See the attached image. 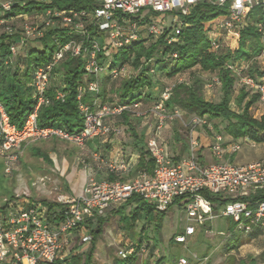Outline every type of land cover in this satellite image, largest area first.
Returning a JSON list of instances; mask_svg holds the SVG:
<instances>
[{"label": "built area", "instance_id": "obj_1", "mask_svg": "<svg viewBox=\"0 0 264 264\" xmlns=\"http://www.w3.org/2000/svg\"><path fill=\"white\" fill-rule=\"evenodd\" d=\"M14 1L0 3V27L5 26L9 36H16L10 48L12 58L19 54L25 56L30 39L41 40L49 29L55 27L67 29L69 35L75 34L78 38L59 46L53 62L38 67L33 73L28 87L33 90L37 105L21 129L10 122L0 101V156L6 159L5 172H13L19 161L20 148L25 142L59 139L83 148L89 140L121 135L122 126L111 123L112 119L124 113L145 119L149 112L155 119L154 125L150 126L151 134L147 142L153 168L151 171L141 170L129 180H98L94 173H90L84 193L66 201L60 199L57 203L61 206L54 210L41 203L19 204L21 200L1 207L0 264H54L57 260L69 258L70 252L65 250L76 233L82 235L83 243L91 242L90 233L85 231L88 222L97 221L111 207L122 205L133 197L158 212H167L179 201L178 207L184 209L189 223L185 224L184 233L175 236L178 244H187L196 232V225L206 226L217 218L232 219L239 233L264 235V201H251V197L264 190V158L247 164H236L227 158L241 152L245 145L257 147V142L249 138L234 140L218 132L206 117L195 116L185 124L189 132L188 151L185 156H175L163 134L168 123L182 121L185 115L178 109L169 111L166 107L177 83L164 87L159 100L149 112L141 110L142 102H95L92 105L84 101L87 97L97 99L100 96L101 77L111 81L130 79L142 70L135 71L126 64L114 65L108 61L112 54L141 41L157 40L162 36H165L167 45L178 43L180 35L188 27L184 18L202 3L227 7V14L213 23L207 33L211 53L217 54L222 50L234 53L238 48L240 32L247 24L255 26L264 46V20L253 23L249 18L256 8H261L264 17V0H94L96 5L90 10L58 11L50 8L44 14L45 21L41 24L25 23L21 32H16L9 21L26 19L28 16L11 20L4 18ZM35 1L50 6L54 0ZM102 53L104 58L100 59ZM67 54L80 57L85 62V77L77 97L84 127L77 134L56 127H40L37 120L39 108L50 102L46 95L53 78V67ZM170 58L177 59V53H172ZM243 63L230 61L226 67L237 78L240 89L257 94L258 103L264 104V79L248 75ZM149 66L148 73L155 74L154 60L149 62ZM94 76L96 79L92 80ZM211 81L212 84H221L218 75ZM65 97L66 92L61 86L56 99L64 101ZM198 128H205L208 132V149L213 163L199 162L201 142L195 136ZM91 159L96 171L125 175L132 169L131 160L107 162L99 153L92 154ZM88 162V159L81 161L84 167L88 166ZM204 192L221 195L228 203L215 211V204L203 195ZM146 248L142 245L138 251L136 248L123 250L121 255L124 259L134 253L139 256ZM179 264H187L186 259L181 258Z\"/></svg>", "mask_w": 264, "mask_h": 264}, {"label": "trees", "instance_id": "obj_2", "mask_svg": "<svg viewBox=\"0 0 264 264\" xmlns=\"http://www.w3.org/2000/svg\"><path fill=\"white\" fill-rule=\"evenodd\" d=\"M95 5L94 0H54L50 6L42 5L35 0H15L11 10L5 14L4 18L11 20L20 16L42 17L50 8L58 11H83L90 10ZM226 14L227 7H219L207 2L199 4L192 9L189 16L184 18L188 27L180 35L178 43L167 45L165 36H162L157 40H153L151 44H147L148 40H144L131 48L121 49L112 54L108 61L114 65L126 64L135 70L141 68L142 70L130 79L111 81L101 77L102 89L100 96L97 99L87 97L84 101L92 105L95 102L113 104L117 101L126 104L143 103L146 98L152 99L151 93L155 90V86L158 85L157 72L159 70L164 71L168 78H173L199 66L204 72L216 73L219 76L222 91L221 102L218 104L208 102L200 95V88L180 83L175 87L171 97L166 102L167 109L169 111L178 109L188 119L198 116L206 117L210 122L212 120L219 121V124H225V126L220 128L217 123H214L215 129L234 140L249 138L258 144L264 143V116L261 119H256L250 113L253 106L258 102V96L255 93L250 96L251 93L245 89H240L235 96L234 86L237 83V78L226 67L230 61L250 62L260 56L264 50L261 35L253 24H247L240 32L238 48L234 53L226 50H222L217 54L211 53L207 40V33L211 25L207 29L206 25L213 20L222 18ZM249 18L253 23L264 20L261 8L254 9L250 13ZM77 38L78 36L75 34L69 35L67 29L55 27L49 29L41 40H36L42 49L31 48L28 50L27 46L25 56L19 54L12 58L10 48L15 43L16 36H9L5 31L0 34V101L14 126L21 129L36 108L37 101L34 98V92L28 87L35 70L38 67L52 63L54 54L59 49V46H63ZM248 41L256 42L254 50L251 51L249 49ZM172 53H177L178 58L172 60L170 58ZM103 58L102 53L100 54V59ZM151 60L155 62V74L153 75L148 73ZM84 65L85 62L82 58L73 57L69 54L61 62L54 65L52 70L53 78L46 95L50 102L47 105H42L38 110L37 120L40 127H56L71 134H77L83 130L84 119L78 108L77 97L79 86L85 77ZM247 74L256 79L264 78V71L258 75ZM56 77L62 79L61 86H63V91L66 92L64 101L56 99L57 91L61 88L60 85L53 83L56 81ZM91 79H96V77L94 76ZM107 81L114 84L120 82L113 92L114 99L111 102H106ZM232 101L239 112L231 108ZM114 120L116 124L126 127L134 138H138L133 121L139 124L141 122L140 118L132 116L130 113H124L122 116L114 118ZM176 139L180 141L178 134H176ZM183 144L184 151H186L187 146L185 143ZM146 158L150 159L149 154L143 150L139 161V169L147 168V170L151 171L153 161L150 159L149 162H146ZM43 160L50 162L48 157ZM114 180L115 178L111 176L110 181ZM203 195L215 204V211H218L228 203V200L221 195H212L208 192H204ZM262 200L264 201V190L251 197L252 202ZM132 203H136L137 206L127 214V205ZM44 204L49 206L51 210L61 206L57 202H44ZM167 212H158L139 198L133 197L117 213H119L120 221L124 224V227L129 230L133 229L136 222L145 215L147 224L154 223L156 231L159 232L162 218ZM106 219L100 217L96 221V228L92 230V246L85 258L81 255L70 254L69 258L57 260L54 264H95L96 240L103 232V225L106 223ZM91 224L94 223L90 221L87 225ZM144 240V237H140L137 251L141 249ZM173 242L176 243L175 238ZM262 256L264 257V253ZM137 261L138 255L134 253L125 259L116 260L115 264H137Z\"/></svg>", "mask_w": 264, "mask_h": 264}, {"label": "rangeland", "instance_id": "obj_3", "mask_svg": "<svg viewBox=\"0 0 264 264\" xmlns=\"http://www.w3.org/2000/svg\"><path fill=\"white\" fill-rule=\"evenodd\" d=\"M2 2L4 1H0V3ZM45 20L46 16L40 18L28 16L26 19L9 21V23L14 25L16 32H21L25 23L41 24ZM218 20L207 23L206 29ZM4 31L5 26L0 27V34ZM152 42L153 39H149L147 44ZM248 47L251 51L254 50L256 42L248 41ZM31 48L42 49L41 45L33 39L28 42V50ZM242 66L245 68L246 73L258 75L263 72L264 51L250 62H244ZM216 75V73L204 72L199 66L173 78H168L164 71L159 70L157 72L158 85L151 93L152 99L146 98L141 110L149 112L158 100L163 87L174 83L179 84V82L200 88V95L206 101L218 104L222 99L221 85L212 84L211 81ZM61 82L62 79L56 77V81L53 83L61 86ZM119 84L120 82H116V84L106 82V102H111L114 99L113 92ZM239 91L240 87L236 83L234 95L236 96ZM231 108L239 112L233 101ZM250 113L254 118L261 119L264 116V104L257 102ZM151 116L152 113L149 112L147 118H140L141 122L139 124L133 121L138 138L144 133L143 127L145 124L151 118H154ZM188 121L189 119L184 115L182 121H173L170 129L167 130L166 141L169 142L176 154H185L184 146L180 142H188L189 132L185 126ZM218 122L212 120L211 123H217L220 128L225 126V124H219ZM111 123H115V120L112 119ZM152 123L154 125L155 119L150 121L148 125ZM124 129L126 130V127ZM199 131L203 134L206 132V130L201 131V129H198L196 133ZM176 134L179 135L180 141H177ZM130 138H133L130 131L123 132V140ZM142 138L144 143L138 146L135 145L136 149L141 145L142 147L145 145L146 135ZM80 149L72 143L59 139L25 142L20 148L19 161L14 166L11 174L5 172L6 159L4 156H0V208L24 198L27 200H40L44 204V202L54 203L59 202L60 199L66 201L76 197L86 178L81 161L88 158V153H83ZM242 150L243 154H248L250 158L264 155V145L258 149H252L245 145ZM45 157H48L50 162L43 160ZM227 158L235 160V157L227 156ZM13 196L14 198H12ZM127 211H130V207ZM106 220L103 225V232L96 240L95 264H115L116 260L124 259L121 251L130 250L131 248L137 249L140 237L145 238L143 245L144 248L146 246L147 248L143 254H139L137 264H179L181 258H185L187 264H197L204 256L209 258V264H264V257L262 256L264 250L261 251L264 245L263 242H250L248 238L244 239L243 233L236 231V224L230 218H217L208 223L207 226L196 225V234L189 238L187 244L173 242L177 234L184 233V226L189 223L184 209L178 206L172 207L163 216L159 232L156 231L154 223L147 224L145 215L130 230L124 227V224L119 220V215L114 212L109 214ZM95 228L96 225L91 224L87 225L85 229L86 233H90L92 239V230ZM76 235L78 237L74 235L73 242L65 251L68 250L69 254L81 255L85 258L91 249V242L83 243L82 235L80 233ZM228 235L233 237L227 239ZM228 242H230L231 247H236L241 243H244L245 246L241 250H235L232 253L233 255L226 256L227 251L225 248ZM199 264H205V261Z\"/></svg>", "mask_w": 264, "mask_h": 264}, {"label": "crops", "instance_id": "obj_4", "mask_svg": "<svg viewBox=\"0 0 264 264\" xmlns=\"http://www.w3.org/2000/svg\"><path fill=\"white\" fill-rule=\"evenodd\" d=\"M0 1H7V0H0ZM12 1V0H11ZM260 79H264V78H260ZM151 117H154V115L152 114ZM154 118H151L150 121H153ZM150 121L145 124V126L143 127L144 128V133L142 134V136H140V138H130V139H122V134L123 132L127 131V128L126 130L124 129V126H122V129H123V132L121 135L119 136H109V137H106V138H96V139H92V140H89L86 145L81 148L80 150L83 152V153H88V166L83 167V172L84 174L86 175V178L84 180V183L83 185H81V188L77 194L80 195L82 193H84L85 191V185L86 184V180H87V177L90 173H94L96 178L98 180H110V177H114L115 180H119V179H122V180H129V179H132L134 177L137 176V174L141 171V170H144V169H147V168H144V169H139V161H140V158H141V153L142 151L144 150V152H148L147 151V142H148V139L150 137V126L153 125L150 124ZM172 123H168L164 129V134H163V137L166 141V133H167V130L170 129V125ZM198 129H201L205 131V129H202V128H198ZM197 129V130H198ZM146 135L147 137V140L145 141V145L142 147L139 146L138 149H136L135 145H139V144H143L144 143V140L142 137H144ZM195 136L197 138L200 139V142H201V147L199 148V152H198V158H199V162L201 164H210V163H213V160H212V156H211V153L208 149V145H209V136H208V133L207 131L205 132V134H203L202 132H197L195 134ZM176 137V135H175ZM171 149V152L177 156V157H180V156H185L187 151H188V142H186V146H187V150L184 151L185 154L181 153V154H176V152L174 153V151L172 150V146L169 144L168 141H166ZM130 143V144H129ZM181 145L184 146V144L182 142H180ZM264 145V143L262 144H258L257 147L255 148H252V149H258L259 147H262ZM250 147V146H249ZM243 151V150H242ZM239 152L238 154L234 155L233 157H235V160H233L236 164H247V163H250L252 161H256V160H259V159H263L264 158V155L262 156H259V157H254V158H250L248 156V154H243V152ZM94 153H99L101 154V156L104 158L105 161L107 162H115V163H120L122 161H129L131 160L132 161V169L131 171L128 173V174H125V175H115V174H111L109 172H107L106 170H101V171H96V168H95V163L92 161L91 159V156L92 154ZM149 154V153H148ZM148 157V156H147ZM149 158H146V162H149ZM96 172V173H95ZM34 202H39L41 204H43L42 201L40 200H27V199H21V202H18L19 204L21 203H34ZM127 203V202H126ZM126 203L122 204V205H117V206H113L111 207L105 214V216L103 218H107V216L109 214H112L113 212L115 214H118L117 213L119 211V209L122 207V206H126ZM45 205V204H43ZM179 205V202H177L174 206H178ZM128 207H130V210L133 209L135 206H137L136 203H132L131 205H127ZM128 207L126 208V213L128 214L129 212L127 211ZM120 220V218H119ZM216 220V219H215ZM121 222V221H120ZM94 224H96V221L93 222ZM135 226V225H134ZM207 226V225H206ZM134 228V227H133ZM78 234V233H76ZM75 234V237H78L77 235ZM180 234V233H179ZM196 234V232H195ZM194 234V235H195ZM193 235V236H194ZM244 239L248 238L250 240V242H254V241H262L263 244H264V235L262 234H257V233H254V234H250V235H245V234H242ZM254 235V236H253ZM253 236V237H252ZM233 236L232 235H228L227 239H231ZM140 239V238H139ZM245 246L244 243H241L239 244L238 246H236L235 248L234 247H231L230 246V242L227 243L226 245V251H227V255H233L232 253L235 251V250H241L243 247ZM232 248H234L232 250ZM264 250V245H263V248H261V251ZM191 261V260H190ZM189 261V262H190ZM205 261V264H209V258L207 256H204L197 264L199 263H202Z\"/></svg>", "mask_w": 264, "mask_h": 264}]
</instances>
